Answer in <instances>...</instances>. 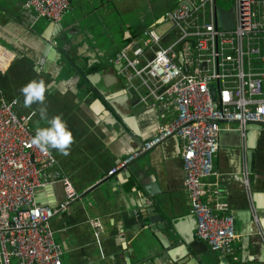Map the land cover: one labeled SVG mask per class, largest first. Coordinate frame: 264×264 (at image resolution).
<instances>
[{"label":"crops","instance_id":"1","mask_svg":"<svg viewBox=\"0 0 264 264\" xmlns=\"http://www.w3.org/2000/svg\"><path fill=\"white\" fill-rule=\"evenodd\" d=\"M74 1L82 2L71 0L64 13L73 9ZM99 1L111 5L117 0ZM177 2L155 6L152 12L160 9V16ZM63 17L52 22L36 17L21 0H0V91L17 113L28 118L34 132L37 126H47L38 110L46 106L48 116L61 115L74 137L68 155L50 149L61 173L69 176L79 192L51 219L54 238L63 247V264H264L262 128L247 127L244 135L237 129L222 130L213 157L215 173L204 178L217 183L211 184L210 194L220 190L241 235L234 243V253L223 255L194 235L181 139L169 136L137 156L126 169L107 174L154 134L156 111L137 101L125 87L114 58L123 44L110 52L102 46L103 40L95 44L78 22L66 23ZM68 32L70 36L62 39ZM130 34L124 29L123 38ZM32 79L45 81V105L25 108L20 88ZM36 197L42 203H60L62 184L44 185ZM162 218H175L181 234L172 232L167 223L162 225Z\"/></svg>","mask_w":264,"mask_h":264},{"label":"built area","instance_id":"2","mask_svg":"<svg viewBox=\"0 0 264 264\" xmlns=\"http://www.w3.org/2000/svg\"><path fill=\"white\" fill-rule=\"evenodd\" d=\"M21 1L36 17L52 22L61 20L71 2ZM231 2L226 10L218 0H178L116 52L126 89L156 111L157 124L152 136L107 170L110 175L126 169L169 136L181 139L194 235L223 255L234 253L241 235L220 190L210 194L217 183L204 178L215 173L222 130L244 135L252 122L264 123V0ZM163 23L167 26L158 32L154 26ZM34 135L28 118L0 91V264H63L51 219L79 192L51 150L45 154L30 144ZM56 181L63 201L39 202L37 190ZM90 222L101 227L98 220Z\"/></svg>","mask_w":264,"mask_h":264},{"label":"rangeland","instance_id":"3","mask_svg":"<svg viewBox=\"0 0 264 264\" xmlns=\"http://www.w3.org/2000/svg\"><path fill=\"white\" fill-rule=\"evenodd\" d=\"M171 3L172 0H117L109 5L100 4L99 0H82L81 3L74 1L73 9L64 13L63 20L66 23H72L73 20L78 22V27L85 29L90 38L95 39V44L100 45L103 40L102 46L109 47L110 52H113L122 43L124 29L131 33L138 32L152 24L161 13L159 9V13L153 14L152 9H155V6L164 7ZM218 3L226 10L232 8L231 0H218ZM164 26L167 25L157 24L154 28L160 32ZM69 54L73 56L72 52ZM67 55L64 53L65 57H70Z\"/></svg>","mask_w":264,"mask_h":264},{"label":"clouds","instance_id":"4","mask_svg":"<svg viewBox=\"0 0 264 264\" xmlns=\"http://www.w3.org/2000/svg\"><path fill=\"white\" fill-rule=\"evenodd\" d=\"M46 91L47 86L43 79H32L23 85L20 92L24 96V107L31 108L33 104L45 105ZM38 110L41 120H44L47 126H37L35 135L30 139V144L45 154H49L50 149H56L61 154L68 155L74 137L68 129L67 123L59 114L49 117L46 106L40 107Z\"/></svg>","mask_w":264,"mask_h":264},{"label":"water","instance_id":"5","mask_svg":"<svg viewBox=\"0 0 264 264\" xmlns=\"http://www.w3.org/2000/svg\"><path fill=\"white\" fill-rule=\"evenodd\" d=\"M65 30H63V32H64ZM70 36V32H68V33H66V34H64V35H62V39H66L67 37H69ZM65 48H69V44L67 43V47H65ZM61 50H63V51H65L64 50V48L62 47V49ZM64 53H66V52H64ZM264 123H262V122H252L251 124H249L247 127H250V126H257L258 128H262ZM154 214H158V212L157 211H155L154 210V212H153ZM192 216V218H193V220H194V222H195V217H193V215H191ZM176 218V217H175ZM175 218H171L170 219V221H168L166 218H162L161 219V221H162V225H164V224H168L169 225V228H170V230L172 231V232H174L175 234H181L180 233V229H179V224L177 223V220H175ZM137 220H138V222L139 223H142V218H141V216L140 215H138L137 216ZM195 224V223H194Z\"/></svg>","mask_w":264,"mask_h":264},{"label":"trees","instance_id":"6","mask_svg":"<svg viewBox=\"0 0 264 264\" xmlns=\"http://www.w3.org/2000/svg\"><path fill=\"white\" fill-rule=\"evenodd\" d=\"M141 30H142V29H140L138 32H135V33L132 32V33L130 34V36H128V37H125V38L122 37V43H121V44H124L125 41H127V40H129L131 37H133V36L139 34V33L141 32Z\"/></svg>","mask_w":264,"mask_h":264}]
</instances>
